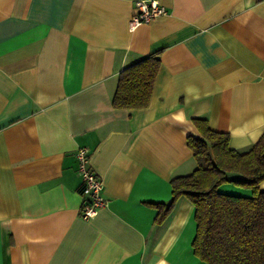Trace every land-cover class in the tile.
Segmentation results:
<instances>
[{"label":"crops","instance_id":"1","mask_svg":"<svg viewBox=\"0 0 264 264\" xmlns=\"http://www.w3.org/2000/svg\"><path fill=\"white\" fill-rule=\"evenodd\" d=\"M135 1L0 0V264H207L194 204L157 223L150 203L196 168L194 118L238 151L264 133V0H158L130 30ZM155 53L148 105L115 108L120 71ZM78 147L107 200L90 219Z\"/></svg>","mask_w":264,"mask_h":264},{"label":"trees","instance_id":"2","mask_svg":"<svg viewBox=\"0 0 264 264\" xmlns=\"http://www.w3.org/2000/svg\"><path fill=\"white\" fill-rule=\"evenodd\" d=\"M160 66L151 54L122 69L112 97L115 108H140L149 103ZM200 137L188 136L196 168L171 179L168 202L150 203L157 209L155 222L169 216L181 196L195 206L193 253L207 264H264V133L246 151L229 146L225 132L212 130L204 118H194ZM236 173L238 177H229ZM231 183L248 195L225 192Z\"/></svg>","mask_w":264,"mask_h":264},{"label":"built area","instance_id":"3","mask_svg":"<svg viewBox=\"0 0 264 264\" xmlns=\"http://www.w3.org/2000/svg\"><path fill=\"white\" fill-rule=\"evenodd\" d=\"M165 14H167V9L158 0H136L128 27L133 30L140 24L148 23ZM75 157L81 178L79 193L83 197L80 214L83 218L90 219L107 205V200L103 195V181L89 166L87 148L78 147L75 151Z\"/></svg>","mask_w":264,"mask_h":264},{"label":"rangeland","instance_id":"4","mask_svg":"<svg viewBox=\"0 0 264 264\" xmlns=\"http://www.w3.org/2000/svg\"><path fill=\"white\" fill-rule=\"evenodd\" d=\"M228 176L231 178L233 177L234 175L232 173H229ZM225 185V184H224Z\"/></svg>","mask_w":264,"mask_h":264}]
</instances>
